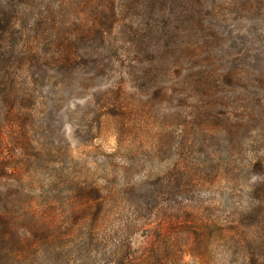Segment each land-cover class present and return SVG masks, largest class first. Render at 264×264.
<instances>
[{
  "label": "rangeland",
  "instance_id": "obj_1",
  "mask_svg": "<svg viewBox=\"0 0 264 264\" xmlns=\"http://www.w3.org/2000/svg\"><path fill=\"white\" fill-rule=\"evenodd\" d=\"M202 1L31 0L18 22L0 157L54 224L53 264H81V207L98 205L111 231L138 222L136 246L174 220L191 264H264V0ZM101 19L106 39H82Z\"/></svg>",
  "mask_w": 264,
  "mask_h": 264
},
{
  "label": "trees",
  "instance_id": "obj_2",
  "mask_svg": "<svg viewBox=\"0 0 264 264\" xmlns=\"http://www.w3.org/2000/svg\"><path fill=\"white\" fill-rule=\"evenodd\" d=\"M30 1L16 0L12 4L14 0H0V78H5L6 75L9 78L15 76L16 67L4 64L9 55L24 58L20 55L25 53L19 51L20 49L11 43H15L13 41L14 34H18L24 42L30 34V27H22L18 23L19 21H26L30 17ZM151 1L150 3L155 6L160 2V0ZM101 22V24L92 25L90 30L85 28L81 32L82 39L83 35L89 36L93 30L98 33L99 38L105 40L106 30L103 28V19ZM158 40L162 42L164 39L158 38ZM162 46L164 47L160 44L158 50H163ZM39 54L37 53V55ZM204 86L205 90H209L206 85ZM12 117L13 113L9 112L7 117L9 121L12 120ZM15 124L13 119L9 133L11 141H14V146L26 147L24 140L21 137L19 139L14 133ZM39 124L40 122L37 123V125ZM1 139L4 140L2 132L0 133ZM177 170H180V167ZM10 180L19 183L22 180L16 174L14 157H0V205H5V207L0 208V264H53L54 247L51 232L54 224L47 218L45 212L34 206L37 199L26 188V184L29 182L23 181L21 187L4 190L5 181ZM98 206L99 208L95 210L96 212L94 211L91 220H84V215L93 208L81 207V236L83 235L81 239V264H191L186 260L190 237L187 235L179 240L178 238H170L175 233L178 221H172L169 237L164 234L166 233L164 222L160 221L152 227L149 224H143L142 229L146 231L144 235L146 243L139 247L135 245L132 238L135 227L138 228V222H130L125 227L121 226L111 231L109 230L111 217V211L108 210L109 205ZM141 206L147 205L137 206L142 213L146 209ZM150 210L154 209L150 208ZM159 211L158 207H155V214H158ZM175 217L177 218L176 215ZM191 223H186V232L192 230ZM238 229L239 227L231 229V232L235 233L233 236L235 246L244 250L246 248L245 241L241 239V242L236 239ZM61 240L60 238L59 242ZM205 263L211 264L212 261L206 260Z\"/></svg>",
  "mask_w": 264,
  "mask_h": 264
}]
</instances>
